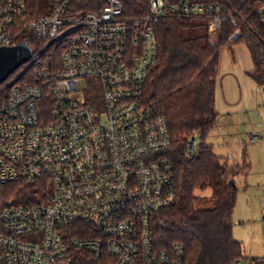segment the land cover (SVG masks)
Wrapping results in <instances>:
<instances>
[{
    "label": "built area",
    "instance_id": "obj_1",
    "mask_svg": "<svg viewBox=\"0 0 264 264\" xmlns=\"http://www.w3.org/2000/svg\"><path fill=\"white\" fill-rule=\"evenodd\" d=\"M99 1L78 12L74 0H52L39 14L29 0H0V47L28 32L37 41L0 84V264H70L73 249L104 264H190L183 245L154 243L153 218L178 194L168 120L146 105L144 87L158 58L155 21L203 17L220 30L226 16L198 0H148L139 17L123 0ZM32 183L43 186L38 203L8 195ZM72 223L80 235H68Z\"/></svg>",
    "mask_w": 264,
    "mask_h": 264
},
{
    "label": "trees",
    "instance_id": "obj_2",
    "mask_svg": "<svg viewBox=\"0 0 264 264\" xmlns=\"http://www.w3.org/2000/svg\"><path fill=\"white\" fill-rule=\"evenodd\" d=\"M78 12L101 10L99 0H74ZM211 3L226 16L217 42L210 41V29L203 17L182 19L166 16L154 22L158 43L156 66L144 87L146 105L163 112L168 120L172 146L165 152L173 162L177 202L153 218L154 243L158 250L175 244L184 246L190 264H235L248 261L240 241L233 237L232 218L238 187L231 184L240 173L246 174L250 164L229 165L203 141L217 123V74L220 51L225 45L244 44L253 62L249 75L264 85V0H198ZM125 14L139 17L149 12L148 0H123ZM31 10L48 13L52 0H29ZM239 29L241 34L229 42ZM36 44L31 33L19 42ZM41 48V44L38 45ZM29 73L28 78L32 74ZM25 74V75H26ZM49 113V106H45ZM202 143L197 153L188 148L192 137ZM236 181V180H235ZM14 187V186H12ZM39 183L15 186L8 195L16 203L35 204L42 195ZM210 190L216 203L212 208L195 207L198 191ZM41 200V199H40ZM84 226L72 223L67 233L80 235ZM73 249L70 264H104L105 258Z\"/></svg>",
    "mask_w": 264,
    "mask_h": 264
},
{
    "label": "rangeland",
    "instance_id": "obj_3",
    "mask_svg": "<svg viewBox=\"0 0 264 264\" xmlns=\"http://www.w3.org/2000/svg\"><path fill=\"white\" fill-rule=\"evenodd\" d=\"M209 32L210 41L217 42L219 30ZM252 70L250 52L244 44L221 48L216 89L219 115L215 128L203 142L213 146L215 154L229 165H243L245 161L250 164L247 175L240 173L235 178L238 192L232 229L245 255L258 258L264 257V85L249 75ZM196 138L193 154L202 143L200 137ZM14 187L8 189L12 191ZM197 194L196 208L215 206L210 190Z\"/></svg>",
    "mask_w": 264,
    "mask_h": 264
},
{
    "label": "water",
    "instance_id": "obj_4",
    "mask_svg": "<svg viewBox=\"0 0 264 264\" xmlns=\"http://www.w3.org/2000/svg\"><path fill=\"white\" fill-rule=\"evenodd\" d=\"M33 51L27 41L14 46L0 47V84L6 81L21 65L28 62ZM233 186L235 180H231Z\"/></svg>",
    "mask_w": 264,
    "mask_h": 264
},
{
    "label": "crops",
    "instance_id": "obj_5",
    "mask_svg": "<svg viewBox=\"0 0 264 264\" xmlns=\"http://www.w3.org/2000/svg\"><path fill=\"white\" fill-rule=\"evenodd\" d=\"M213 147V146H212ZM258 258H264V257H258Z\"/></svg>",
    "mask_w": 264,
    "mask_h": 264
}]
</instances>
